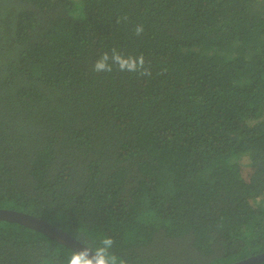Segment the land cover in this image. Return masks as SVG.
Returning a JSON list of instances; mask_svg holds the SVG:
<instances>
[{"label":"trees","instance_id":"1","mask_svg":"<svg viewBox=\"0 0 264 264\" xmlns=\"http://www.w3.org/2000/svg\"><path fill=\"white\" fill-rule=\"evenodd\" d=\"M0 208L127 264L264 252V0H0ZM72 250L0 221V264Z\"/></svg>","mask_w":264,"mask_h":264},{"label":"clouds","instance_id":"2","mask_svg":"<svg viewBox=\"0 0 264 264\" xmlns=\"http://www.w3.org/2000/svg\"><path fill=\"white\" fill-rule=\"evenodd\" d=\"M127 19V17H123ZM144 32L143 24L134 27V34L140 36ZM136 74L138 77H150L151 69L146 66L143 54H125L113 47L103 51L93 62L92 71L95 73H111L113 70ZM114 240L109 236L99 238L95 246L83 244L73 249L66 257L65 264H127L123 257L111 251Z\"/></svg>","mask_w":264,"mask_h":264},{"label":"water","instance_id":"3","mask_svg":"<svg viewBox=\"0 0 264 264\" xmlns=\"http://www.w3.org/2000/svg\"><path fill=\"white\" fill-rule=\"evenodd\" d=\"M0 221L18 223L23 226L38 230L44 235L71 249H76L83 245V243H81L79 240H77L75 237H73L63 229L56 227L46 220H43L26 212L10 208H0ZM263 260L264 252H261L248 256L231 264H254Z\"/></svg>","mask_w":264,"mask_h":264},{"label":"rangeland","instance_id":"4","mask_svg":"<svg viewBox=\"0 0 264 264\" xmlns=\"http://www.w3.org/2000/svg\"><path fill=\"white\" fill-rule=\"evenodd\" d=\"M243 161H244V158L242 159V163H243ZM244 168V167H243ZM244 169H246V168H244Z\"/></svg>","mask_w":264,"mask_h":264}]
</instances>
